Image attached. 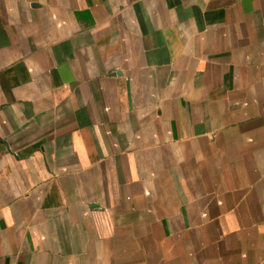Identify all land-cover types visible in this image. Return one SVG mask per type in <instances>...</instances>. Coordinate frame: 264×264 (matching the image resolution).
<instances>
[{
  "label": "crops",
  "instance_id": "1",
  "mask_svg": "<svg viewBox=\"0 0 264 264\" xmlns=\"http://www.w3.org/2000/svg\"><path fill=\"white\" fill-rule=\"evenodd\" d=\"M0 264H264V0H0Z\"/></svg>",
  "mask_w": 264,
  "mask_h": 264
}]
</instances>
